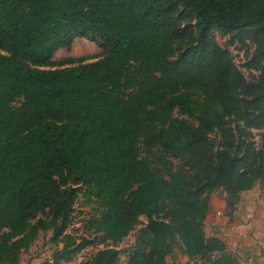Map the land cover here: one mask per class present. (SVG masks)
Returning <instances> with one entry per match:
<instances>
[{
	"label": "trees",
	"instance_id": "1",
	"mask_svg": "<svg viewBox=\"0 0 264 264\" xmlns=\"http://www.w3.org/2000/svg\"><path fill=\"white\" fill-rule=\"evenodd\" d=\"M214 30L251 43L264 69V0H0V264L46 233L41 264L97 245L78 264H122L141 218L126 264L176 250L240 264L204 221L218 189L230 218L243 192L264 199V152L245 134L264 129V78L248 83ZM76 38L101 56L54 61ZM80 195L95 208L76 236Z\"/></svg>",
	"mask_w": 264,
	"mask_h": 264
},
{
	"label": "rangeland",
	"instance_id": "2",
	"mask_svg": "<svg viewBox=\"0 0 264 264\" xmlns=\"http://www.w3.org/2000/svg\"><path fill=\"white\" fill-rule=\"evenodd\" d=\"M213 38L218 43L219 46H221L224 49H227L232 57L235 65L239 69V71L243 74L246 81L248 83H255L258 80L264 78V69H262V66H254L251 62V56L254 50V47L249 42H238V41H232L229 36L221 31L214 30L213 31ZM102 54V49L97 44L86 40L85 38H76L72 45L66 49V48H60L58 49L54 55L53 60L59 61L63 58H85L87 59V62L94 61L95 59H98ZM201 102V97L198 95L194 96V103L196 106H198ZM180 118H185L188 122H191L193 125H196V123L186 116H179ZM248 141L252 142L254 144L256 151H262L264 152V129L263 130H256V129H247L245 132ZM212 138L214 140V143L217 145L219 143V137L217 135H212ZM217 195V200L222 201V194L224 193L223 190L218 189L215 191ZM94 205L91 203L86 202L84 197L80 195L79 199L74 205V212L71 215L70 224L67 230V233H70L72 235H81L83 233V223L84 220L90 218L94 215ZM216 218H218V223L216 228L221 229L217 230L218 234L222 235V213L220 216L215 215ZM146 223L145 218L140 219V224L136 228V231L131 233L127 238L123 240L122 243H120L117 246V251L119 252L121 262L122 264L127 263V256L128 252L131 249L135 234L138 229H140L142 226H144ZM205 232L207 235L212 234L213 232H216L214 230V226L210 223L204 224ZM51 233L46 234H40V237L35 242L33 247L25 253L22 257V260L24 261V264L27 263V261H32L37 258L38 260H46L50 257L52 251L54 248L49 244ZM104 245H97L95 247H90L84 250L77 259L71 263V264H78L79 262L89 259L91 256H93L98 250L103 249ZM107 247V246H106ZM110 247V246H108ZM40 261H34L33 264H38ZM168 264H200L199 261L196 260H190L189 258L185 257L184 255L180 254L178 251H175L172 256L168 258Z\"/></svg>",
	"mask_w": 264,
	"mask_h": 264
},
{
	"label": "crops",
	"instance_id": "3",
	"mask_svg": "<svg viewBox=\"0 0 264 264\" xmlns=\"http://www.w3.org/2000/svg\"><path fill=\"white\" fill-rule=\"evenodd\" d=\"M225 198V192L222 194V201L217 200L215 191L211 195L204 224H212L216 232L210 235L205 232L206 236L221 239L228 250L240 258V264H264V199L259 188L255 187L240 195L231 218L227 215ZM221 213L222 235L217 233V230L221 231V229L216 228L218 218L215 217V215L220 216ZM179 253L182 254L181 252ZM23 255L21 256L20 264H24ZM184 256L187 257L186 255ZM168 258L166 259L167 264ZM49 259L50 257L46 260ZM35 260L40 261L37 258ZM35 260L27 261L25 264H33ZM44 261L41 260L38 264Z\"/></svg>",
	"mask_w": 264,
	"mask_h": 264
}]
</instances>
